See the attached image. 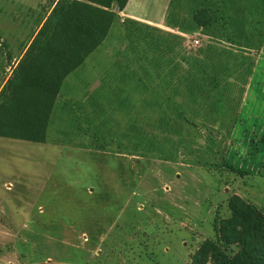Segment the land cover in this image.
Returning a JSON list of instances; mask_svg holds the SVG:
<instances>
[{"label":"rangeland","instance_id":"1","mask_svg":"<svg viewBox=\"0 0 264 264\" xmlns=\"http://www.w3.org/2000/svg\"><path fill=\"white\" fill-rule=\"evenodd\" d=\"M72 1L0 0V100ZM107 10L92 72L65 76L45 142L0 137V264H192L201 250L233 264L232 226L264 247V0ZM216 49L225 75L208 70Z\"/></svg>","mask_w":264,"mask_h":264},{"label":"trees","instance_id":"2","mask_svg":"<svg viewBox=\"0 0 264 264\" xmlns=\"http://www.w3.org/2000/svg\"><path fill=\"white\" fill-rule=\"evenodd\" d=\"M113 2L122 9L127 0H73L67 12L58 16L55 23L58 7L54 8L25 57L34 48L38 54L30 57L22 71L19 70L20 63L8 80L10 97L8 101L0 100V137L39 144L45 142L59 88L65 76L79 67L106 36L115 18L107 10ZM131 145L134 150L138 148L135 142ZM124 146L120 144V150ZM232 211L235 223L243 225L247 222L244 208H233ZM226 230L220 228V238L241 245L233 264H264V247L253 242L252 231L251 234L237 232L233 226L229 232ZM202 254L203 250L196 253L192 264H203Z\"/></svg>","mask_w":264,"mask_h":264},{"label":"crops","instance_id":"3","mask_svg":"<svg viewBox=\"0 0 264 264\" xmlns=\"http://www.w3.org/2000/svg\"><path fill=\"white\" fill-rule=\"evenodd\" d=\"M208 54H211V53H208ZM224 54H228V53H226V52H224L222 49H216V54H214V55H211L210 56V59H212V61H214V65H215V67H213V66H210V68L208 69L210 72H216V73H218L219 71H221L222 73L220 74V75H225L226 73H227V71L226 70H228L227 68L226 69H221V67H222V61H223V56L222 55H224ZM231 54V53H230ZM92 55H90V56H88V58L85 60V62H83V64L82 65H80L75 71V73H77V72H81L83 69H85V70H87L88 72H90L91 71V68H92V66L88 63V67H86L87 65V62H89V60H90V57H91ZM240 57V56H239ZM242 58V57H241ZM93 69V68H92ZM92 72V71H91ZM90 72V73H91ZM248 75H249V73H247ZM191 84V83H190ZM31 143V142H30ZM39 144V143H38ZM42 144V143H41Z\"/></svg>","mask_w":264,"mask_h":264},{"label":"built area","instance_id":"4","mask_svg":"<svg viewBox=\"0 0 264 264\" xmlns=\"http://www.w3.org/2000/svg\"><path fill=\"white\" fill-rule=\"evenodd\" d=\"M193 44H198V40L195 39V40L193 41Z\"/></svg>","mask_w":264,"mask_h":264}]
</instances>
